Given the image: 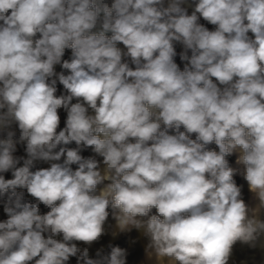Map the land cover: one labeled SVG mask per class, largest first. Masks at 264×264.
Masks as SVG:
<instances>
[{"label": "clouds", "instance_id": "obj_1", "mask_svg": "<svg viewBox=\"0 0 264 264\" xmlns=\"http://www.w3.org/2000/svg\"><path fill=\"white\" fill-rule=\"evenodd\" d=\"M186 3L0 0V264H128L120 246L89 249L133 229L142 264L264 250V0H193L191 14Z\"/></svg>", "mask_w": 264, "mask_h": 264}, {"label": "crops", "instance_id": "obj_2", "mask_svg": "<svg viewBox=\"0 0 264 264\" xmlns=\"http://www.w3.org/2000/svg\"><path fill=\"white\" fill-rule=\"evenodd\" d=\"M184 7H187L189 14H191V12H192V10L194 8L193 0H187V3L184 5ZM199 22L201 24H204L206 21H204L201 18ZM250 35H251V33H250ZM174 46H175V49H176L177 52H180V53L183 52V46L182 45H180L179 43H176ZM70 58H71V50L70 49H66L65 50V54H64L62 59H70ZM180 61H181V58H179V60L177 62L178 66L180 64ZM55 71L57 73H59L61 71H64L65 74H68L67 70H63L60 67V65H56L55 66ZM56 94L57 95L65 94V90L63 88V85H61L59 83V81H57V93ZM72 102L75 103L76 100L74 99ZM59 116H60V125H59V128L57 129V132H59V130H61L65 126V121L67 119L66 116H63V114H61V115L59 114ZM17 145H18L17 146V151L14 153V155L17 156V157L27 158L26 157V152H25L26 145L23 144V143H18ZM232 155H234V154H232ZM233 165H234V162L232 164V167H233ZM48 167H50V162L49 163H40L39 161H37V162H35V167L32 170L35 171L36 169H39V168H48ZM241 167L242 166H240L239 169ZM3 175L5 176V179L13 178L12 175H11V172L3 173ZM18 191H23L24 192V200L26 202L36 203L35 198L30 196L27 193L26 189H18ZM250 201L249 202L246 201V203H250ZM3 204H4V202H3ZM261 219H264V214L261 215ZM118 236L127 238L129 240V243L126 244V245L131 247V248H135V250L137 251L136 253H134V251L128 250V252H129L128 264H142L141 262L144 260V247L143 246H144L145 240L141 237L140 233L136 229H133L131 232L122 233V234H120ZM139 251L142 252V255H143L142 256V260H141L140 256L138 255ZM251 251H256L257 252V260L260 263H247L246 260L242 259V257H246L248 255V253L251 252ZM132 262H135V263H132ZM230 264H264V250H262L260 248L252 249V248H250L247 245H243V244L237 243L233 247V253H232L231 260H230Z\"/></svg>", "mask_w": 264, "mask_h": 264}, {"label": "water", "instance_id": "obj_3", "mask_svg": "<svg viewBox=\"0 0 264 264\" xmlns=\"http://www.w3.org/2000/svg\"><path fill=\"white\" fill-rule=\"evenodd\" d=\"M204 25L207 28H209V30H214L215 26H213L211 24H208L207 21L204 23ZM189 55H191L190 52H189ZM186 63H187V61H182V60L180 61L179 67H180L181 70H183V68H184ZM58 114H60V115L63 114V116L67 117V112L64 109L58 110ZM181 130L183 131V128ZM68 147L75 148L76 145L73 142L72 144L68 145ZM210 147L213 150L218 151V148L215 146V144L211 145ZM81 155L84 156V157H89V156H93L95 154L93 153L91 148H86V149H84L81 152ZM97 159H102V158L97 157ZM226 159L228 160L229 165L232 167V164H233L234 159H235L234 155H230V156L226 157ZM39 162L40 163H49V162H44V161H39ZM22 165H23V160L20 161V164L18 166H22ZM72 167L75 169L76 165H73ZM235 181L238 184V186L242 187V195H243V198H245V194L248 191L247 182L243 179L242 175H240V179L235 180ZM103 187H104V184L98 185V189L103 188ZM252 203H254V202L251 200L250 204H252ZM39 209H40V213L41 214H46L48 211H50V209L47 208L46 206H44L43 204L39 205ZM109 212H110V216H109L108 223L115 224V221L112 219V216H111V209H109ZM5 219H7V215L4 212L3 199H0V221L5 220ZM128 243H129V240L127 238H125V237L117 236V237L113 238L111 236V234H108V235H105V236L101 237L99 242H96V243H94L92 245V247L89 249V255H90V257L95 258L97 250H102L106 254V253L110 252V245L111 246H120V247L125 248L127 250H132V251H134V253H136L137 251L135 250V248H131V247L126 245ZM77 244H78V247H81L82 249L84 247H86V245H84L82 242H77ZM138 255L140 256V258L142 260V256H143L142 252L139 251ZM75 263H76V258L75 257L71 258L69 264H75ZM132 263H135V262H132Z\"/></svg>", "mask_w": 264, "mask_h": 264}, {"label": "rangeland", "instance_id": "obj_4", "mask_svg": "<svg viewBox=\"0 0 264 264\" xmlns=\"http://www.w3.org/2000/svg\"><path fill=\"white\" fill-rule=\"evenodd\" d=\"M105 3H107V4H109V6L111 5V3H112V0H105ZM118 47H120L121 49H123L124 48V46L122 45V44H118ZM177 52V51H176ZM180 52H177V55H176V57L174 58V60H175V62L177 63L178 62V60H179V58H180ZM126 60L128 59V58H125ZM128 62H129V64H130V66L131 67H134V65H131V63H130V60H128ZM11 130H13V131H15V133H16V135H15V137H14V139H17L18 140V138H19V135H20V131H19V129H18V127L16 126V125H13L12 126V129ZM3 133H1L0 134V138H3ZM193 139L195 138V136L193 135V137H192ZM235 156H234V165H233V167L234 168H238L239 169V167H240V165H237L236 164V158H237V153H233ZM234 179L235 180H238V179H240V174H237L236 176H234ZM106 183H108L107 181L105 182V184ZM6 199V198H5ZM245 202L246 201H250L251 199H252V194L249 192V191H247L246 192V194H245ZM151 214H155V209H153L152 210V213ZM242 259L243 260H246V262L247 263H260L258 260H257V252L256 251H251V252H249L248 253V255L246 256V257H242Z\"/></svg>", "mask_w": 264, "mask_h": 264}, {"label": "bare ground", "instance_id": "obj_5", "mask_svg": "<svg viewBox=\"0 0 264 264\" xmlns=\"http://www.w3.org/2000/svg\"><path fill=\"white\" fill-rule=\"evenodd\" d=\"M108 35H110V33Z\"/></svg>", "mask_w": 264, "mask_h": 264}]
</instances>
